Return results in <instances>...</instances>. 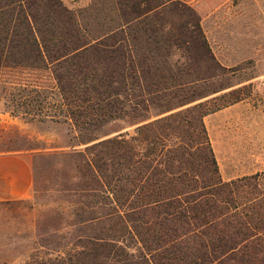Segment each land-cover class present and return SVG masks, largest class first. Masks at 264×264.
<instances>
[{
	"label": "trees",
	"instance_id": "obj_1",
	"mask_svg": "<svg viewBox=\"0 0 264 264\" xmlns=\"http://www.w3.org/2000/svg\"><path fill=\"white\" fill-rule=\"evenodd\" d=\"M142 3L116 0L119 24L93 35L60 0H0V73L52 70L80 130L38 155L67 170L54 231L69 241L44 243L57 256L42 264H264L260 175L225 181L205 122L242 99L208 108L226 88L194 87L225 71L195 10ZM116 120L131 126L88 135Z\"/></svg>",
	"mask_w": 264,
	"mask_h": 264
},
{
	"label": "rangeland",
	"instance_id": "obj_2",
	"mask_svg": "<svg viewBox=\"0 0 264 264\" xmlns=\"http://www.w3.org/2000/svg\"><path fill=\"white\" fill-rule=\"evenodd\" d=\"M60 1L77 12L82 27L93 35L104 33V23L116 27L120 22L116 0ZM134 1L146 5L142 3L144 0ZM169 1L183 2L198 13L211 50L225 68L223 76L194 86L199 92L226 88L207 98L217 97V101L210 103L208 108L237 98L248 99L251 109L253 105L264 102V0ZM23 69L13 66L10 71L2 69L0 73V153H30L34 187L27 199L0 203V264H42L57 256V252L43 247L44 243L64 245L69 241L63 240L61 233L54 231L59 219L54 209L58 205L62 208L67 205L63 200L64 194L59 190L67 183L66 167L57 166L50 157L41 163L38 155L69 152L70 146L77 143L80 130L68 115L66 102L52 70L49 77H42L48 70L36 72L35 81L32 77L27 79L28 75L34 76L35 73L29 70L27 72L30 73H25ZM221 95L224 97L221 98ZM238 114L234 109L220 111L209 118L211 135L221 158H225L221 163L218 161L220 173L226 181L228 173L241 178L257 171L264 188V148L261 152L249 148L250 153L245 154L236 147L231 154L226 144V141L238 144L242 140ZM130 126L124 120H116L88 135L104 137ZM248 128V137L244 136V139L257 144L259 138L254 135L252 117L248 118ZM261 140L264 146V136ZM55 166L63 179L55 176ZM122 244L133 253L141 250V244L131 237L125 238Z\"/></svg>",
	"mask_w": 264,
	"mask_h": 264
},
{
	"label": "crops",
	"instance_id": "obj_3",
	"mask_svg": "<svg viewBox=\"0 0 264 264\" xmlns=\"http://www.w3.org/2000/svg\"><path fill=\"white\" fill-rule=\"evenodd\" d=\"M234 109H236L239 113L237 117L238 121L240 122V138H242V140H239L238 144H235L233 141H226V144H228L230 148L231 154L234 152V150H236V147L238 149L240 148L241 151L245 154L250 153L249 148L257 150H253L254 152H261V148H264L261 140L264 136V102L261 101L259 105H253V108L251 109V104L249 103L248 99H243L238 103L229 106L221 111H232ZM210 116L211 115L206 117L205 120L209 135H211V129L209 127ZM249 117H252L255 124L253 132H255L254 135H256V137L258 136L257 138H259V142L257 144L255 143V141L251 144L246 139H244V136L248 137L247 130L249 129ZM210 138L212 139V145L217 160L221 163L222 160H225V158H221V152L217 150V145L216 142L213 140L212 135L210 136ZM255 174H258L257 171L252 173L251 175ZM227 175L228 177H225L227 179L226 181L239 178L233 177L232 173H228ZM33 187L34 167L32 155L28 152L0 153V203L14 202L22 199H27L31 196Z\"/></svg>",
	"mask_w": 264,
	"mask_h": 264
}]
</instances>
